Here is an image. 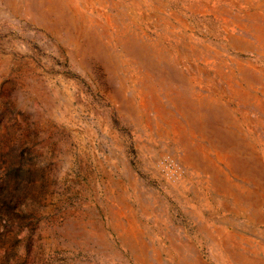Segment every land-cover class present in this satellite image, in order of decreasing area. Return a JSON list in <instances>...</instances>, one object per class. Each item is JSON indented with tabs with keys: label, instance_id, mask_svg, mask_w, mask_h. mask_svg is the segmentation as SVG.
<instances>
[{
	"label": "rangeland",
	"instance_id": "1",
	"mask_svg": "<svg viewBox=\"0 0 264 264\" xmlns=\"http://www.w3.org/2000/svg\"><path fill=\"white\" fill-rule=\"evenodd\" d=\"M263 36L264 0H0V264H264Z\"/></svg>",
	"mask_w": 264,
	"mask_h": 264
},
{
	"label": "bare ground",
	"instance_id": "2",
	"mask_svg": "<svg viewBox=\"0 0 264 264\" xmlns=\"http://www.w3.org/2000/svg\"><path fill=\"white\" fill-rule=\"evenodd\" d=\"M259 35V34H258ZM262 36V35H261ZM264 37V36H263ZM239 76V75H238ZM242 85V84H241ZM249 95V94H248ZM247 95V96H248ZM247 96H245V98H247ZM255 96V95H254ZM248 99V98H247ZM255 103H256V101H255ZM207 105V104H206ZM205 121V120H204ZM207 121V120H206ZM190 155V154H189ZM219 156H220V159H221V155L219 154ZM224 162L229 166V168H230V172H231V174L235 177L236 176V178H242L243 180H245L246 181V179L248 178L249 179V175L248 174H246V175H243V172H237V168H239V167H234L233 165H232V163L231 162H229V161H227V159H225L224 158ZM241 162V161H240ZM240 162H238V164L240 165ZM249 162H247V164H248ZM242 166V165H241ZM224 173V172H223ZM260 174V173H259ZM260 176V175H259ZM214 178H215V176H214ZM225 179H227V180H229L231 183H230V185H228V187H230L234 182L231 180V178L229 177V176H227L226 175V177H224ZM258 179H260L261 180V177H256V180H254L255 182V184H256V186L254 187V189H251V188H245V191L246 192H244V195H245V197H250L251 196V198H250V201H248V204L250 205V206H253L254 207V209H255V207L257 206V205H259L260 207H261V211L262 212H259L257 215H249L248 217L249 218H252V220L254 219V220H257V221H262V222H264V186H261V184H259L258 183ZM219 180V179H218ZM221 180V179H220ZM234 185H236V186H240L239 184H234ZM235 188V187H234ZM238 188V187H237ZM240 188H243V187H240ZM229 189H231V187L229 188ZM233 190V189H232ZM238 190V189H237ZM236 192V191H235ZM239 192V191H238ZM243 195V194H242ZM258 207V206H257ZM257 207H256V209H257ZM257 213V212H256ZM250 220V219H249ZM255 222V221H254ZM230 257V256H229ZM240 264V263H239Z\"/></svg>",
	"mask_w": 264,
	"mask_h": 264
}]
</instances>
